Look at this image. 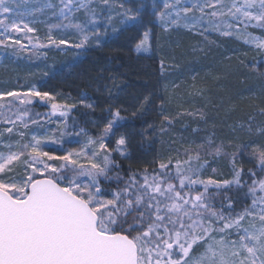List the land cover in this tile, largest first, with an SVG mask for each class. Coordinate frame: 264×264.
<instances>
[{
  "label": "snow or ice",
  "instance_id": "6c2138e0",
  "mask_svg": "<svg viewBox=\"0 0 264 264\" xmlns=\"http://www.w3.org/2000/svg\"><path fill=\"white\" fill-rule=\"evenodd\" d=\"M115 2L60 0L57 6L51 0H36L27 15L54 9V15L69 21L63 27L74 28L83 39L69 44L49 34V44H33L32 48H82L89 32L99 43L97 20ZM20 7L15 0H0V48H11L13 54L27 49L19 34L27 37L36 32L30 26L32 21L20 18ZM160 7L164 10L158 15L165 29L181 20L192 28H230L233 22L238 26L245 21L264 27V0H164ZM81 10L88 15L91 28L72 19ZM195 12L200 15H189ZM116 15L122 17L121 22H135L139 10L126 8ZM112 19L109 13L106 23ZM231 34L221 30V35ZM147 41L146 32L138 48L143 50ZM257 47L264 49V43ZM34 99L52 101L54 97L35 89L0 92V137L7 136L10 141L13 136L23 140L30 135L25 143L6 142L7 151L0 152V264H264V179H255L256 172L249 170L251 205L239 212L231 197L226 196L219 209L213 202L222 195L221 189L243 186V169L236 168L235 156L231 181L200 178L207 163H200L205 156L204 144L185 150L184 159L175 162V176L170 174L171 160L159 162V171L137 173L130 169L121 175L112 153L128 159L129 140L124 135L117 137L122 119L119 108L111 112L99 138H90L79 151L54 155L45 149L57 140L22 130L29 127L24 119L29 110L19 106L30 105ZM61 107L67 106L52 103V115ZM59 115L66 117L67 112L59 111ZM31 123L38 121L32 119ZM260 133L264 136V128ZM65 134L69 133L61 132V136ZM108 137H117L115 147H108ZM212 144L209 139L207 145ZM243 148L252 149L250 155L264 173V144ZM220 152L216 147V155ZM81 157L86 163L80 162ZM176 179L178 185L173 183ZM210 188L215 191L210 192ZM200 249L203 251L197 255Z\"/></svg>",
  "mask_w": 264,
  "mask_h": 264
},
{
  "label": "trees",
  "instance_id": "16d2710c",
  "mask_svg": "<svg viewBox=\"0 0 264 264\" xmlns=\"http://www.w3.org/2000/svg\"><path fill=\"white\" fill-rule=\"evenodd\" d=\"M195 40L175 30L168 33L166 46L160 48L145 46L141 50L119 37L85 44L73 74L60 81L48 80L52 101L34 99L30 105L19 106L29 110L24 117L29 127L22 130L57 140L46 145L51 154L62 148L76 152L90 138H99L111 112L119 108L122 119L117 137L124 135L129 140L128 159L112 153L121 175L130 169L137 173L159 171V162L171 160L170 174L175 176V162L184 159L185 150L204 144L205 156L200 163H207L201 179L233 180V156L236 168L243 169V186L221 189L222 195L213 201L219 209L225 197H231L236 211H241L251 205L249 170L256 172L255 179H264L250 155L252 149L243 148L264 144L260 133L264 128V51L241 44L233 35L214 37L202 49L196 48ZM0 53L16 59L19 67L38 68V73L49 58V52L13 54L11 48H0ZM10 90L29 91L28 81L21 76L15 80L1 69L0 91ZM52 103L67 107L52 115ZM59 111H66L67 116L61 117ZM32 119L38 123L32 124ZM65 131L69 134L61 136ZM117 137L106 138L109 148L115 147ZM29 139L30 135L23 140L13 136L10 141L7 136L0 137V152L7 151L6 142L15 145ZM209 139L211 146L207 145ZM216 147L221 148L219 155ZM173 183L178 185V179ZM212 191L215 189L210 188Z\"/></svg>",
  "mask_w": 264,
  "mask_h": 264
},
{
  "label": "rangeland",
  "instance_id": "374dc122",
  "mask_svg": "<svg viewBox=\"0 0 264 264\" xmlns=\"http://www.w3.org/2000/svg\"><path fill=\"white\" fill-rule=\"evenodd\" d=\"M15 2L21 4V7L17 9L20 14V18H22L25 22L32 21L30 26L36 29L35 33H28L27 37H24L23 33L19 34L23 37L22 43L27 45V49L25 51L28 53L40 51L46 54L49 52V58L48 62L43 64L44 69L40 71V74L38 71H35L39 70L38 68L32 69L30 66L19 67L16 59L4 56L0 53V70L3 69L4 71L11 73L15 80L19 76L27 80L28 90L35 89L37 91L51 94L52 90L48 80L53 78L54 80L60 81L66 75L73 74L75 72L74 69L77 66V61L81 58L83 50L82 48L67 47L65 45H60V49H58L55 45H49L46 48L33 49L32 45L38 43L49 44V34L57 40L63 38L67 40L69 44L79 43L83 37L74 28L63 27V25H67L69 21L63 20L58 15H54V9H45L43 12H37L33 16H29L27 15V9L28 7L33 6L36 0H28L27 4H25L23 0H15ZM181 2L184 3L185 0H181ZM188 2H195V0H188ZM225 2L230 3L231 0H225ZM51 3L59 6L60 0H51ZM163 3L164 0H116L112 8L105 11L97 20L96 26L100 29L99 43L101 44L105 40L112 39L113 37H119V39H122V41L127 43V45L138 48L141 40L144 39V35L147 32L148 41L146 46L149 48L152 47V49L157 46L160 48L166 46L169 32L181 30L184 33H188L191 37L196 38V48L199 49L209 45V42L212 41L214 37L229 38L233 35L237 37L238 42L241 44L252 48L255 51H264V49H259L257 47V44L264 43V27L257 26L256 21H245L244 23H239L238 26L235 22H233L230 28L221 25L220 27L205 29L201 28L200 25H197L195 28L185 27V22L181 20L179 24L171 25L165 29L158 15L159 11L164 10L160 7ZM154 4L156 7H154ZM121 5H123V7H121ZM126 8L139 10V16L135 22H121L122 17L116 15V13L123 12ZM55 11L58 12V8L55 9ZM154 12L157 14L153 15ZM109 13L113 15V19L110 23H106L107 15ZM193 14L197 17L200 15L199 12L189 15ZM72 19H74L77 23H86L89 28L92 27L91 23L88 22V15L83 10L75 13ZM220 19H228V17H221ZM245 23L249 26L245 27ZM52 25L61 26L52 27ZM113 28H115V30H113ZM222 29L229 30L232 34L230 36L221 35ZM88 36L89 40L86 44H99L97 42L96 35L89 32ZM29 40H31V43H29ZM54 50L56 51L55 53ZM174 87H176V85H174ZM68 151L73 150L62 148L57 152V154H53L63 155ZM80 162L86 163V160L81 157ZM217 235H219V233ZM231 238L235 239V235ZM197 255H199V253Z\"/></svg>",
  "mask_w": 264,
  "mask_h": 264
}]
</instances>
